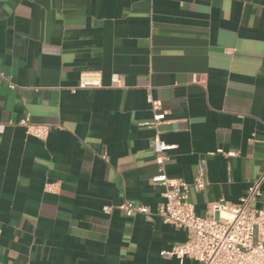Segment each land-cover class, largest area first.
I'll use <instances>...</instances> for the list:
<instances>
[{"label":"crops","instance_id":"obj_1","mask_svg":"<svg viewBox=\"0 0 264 264\" xmlns=\"http://www.w3.org/2000/svg\"><path fill=\"white\" fill-rule=\"evenodd\" d=\"M0 124V264H197L163 256L186 233L157 216L152 141L196 215L246 195L264 161V0H0Z\"/></svg>","mask_w":264,"mask_h":264},{"label":"built area","instance_id":"obj_2","mask_svg":"<svg viewBox=\"0 0 264 264\" xmlns=\"http://www.w3.org/2000/svg\"><path fill=\"white\" fill-rule=\"evenodd\" d=\"M120 80L116 86L120 87ZM96 81L81 80L78 88H96ZM148 103L153 113L152 127H157L165 121L159 102L149 98ZM28 136L45 140L50 131L47 125H37L28 118L20 124ZM6 126L0 124V134ZM170 147L165 146L158 137L152 141V150L156 164L162 175L153 181L159 183L164 191L163 203L157 216L164 224L185 231L186 240L163 252L166 258L175 257L178 260L189 259L197 264H264V205L256 209L253 204L261 197L264 184V161L261 174L248 187L246 195L236 204L223 200L211 205L206 216L195 214L194 206L186 201L187 186L180 180L164 176L163 166L169 160L165 155ZM195 191L205 187L204 176L200 172L192 185ZM51 191V186H47ZM121 209L130 217L134 214L149 215V210L126 201Z\"/></svg>","mask_w":264,"mask_h":264}]
</instances>
